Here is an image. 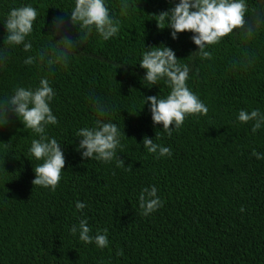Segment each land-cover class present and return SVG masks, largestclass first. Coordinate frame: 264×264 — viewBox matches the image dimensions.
<instances>
[{
	"label": "trees",
	"instance_id": "trees-1",
	"mask_svg": "<svg viewBox=\"0 0 264 264\" xmlns=\"http://www.w3.org/2000/svg\"><path fill=\"white\" fill-rule=\"evenodd\" d=\"M257 4L249 0L250 6ZM137 7L143 13L117 38L94 42L54 80L59 126L50 135L64 144L65 157L55 191L32 185L37 162L24 156L30 136L22 126L0 127V142L12 140L8 152H0V264H264V159L251 156L252 149L264 153V130L253 135L249 125L233 123L239 109L264 110V34L251 43L226 36L211 61L194 63L189 87L208 112L186 117L167 136L162 125L153 127L147 106L140 104L141 95L162 92L163 85L146 88L138 66H115L135 63L142 40L165 43L181 63L195 46L187 34L173 41L166 29L146 20L166 7L165 0H138ZM59 14L56 8L42 10L35 27ZM3 34L0 25V38ZM20 57L13 53L9 67L0 71V91L33 80ZM89 88L117 102L113 122L125 135L117 153L123 167L82 160L74 150L76 126L92 118L85 102ZM144 136L169 147L172 156L154 159L140 145ZM149 184L158 187L164 203L143 217L136 196ZM76 200L88 205L84 214L91 234L108 230L107 248L84 245L70 235L69 227L80 217Z\"/></svg>",
	"mask_w": 264,
	"mask_h": 264
},
{
	"label": "clouds",
	"instance_id": "clouds-1",
	"mask_svg": "<svg viewBox=\"0 0 264 264\" xmlns=\"http://www.w3.org/2000/svg\"><path fill=\"white\" fill-rule=\"evenodd\" d=\"M166 7L149 14L158 30H167L175 41L180 34H187L195 46L181 63L175 51L165 43L146 45L144 40L133 57L135 63L121 61L115 66H138L143 70L140 83L146 88H158L155 95H141L142 109L147 106L153 127L162 125L163 134L171 136L183 125L185 118L204 116L206 104L189 87L190 73L199 60L211 61L215 47L226 36H238L246 42L257 41L264 34V0L250 6L249 0H165ZM138 0H60L58 5L45 0H0V25L4 34L0 38V71L6 70L13 59V53H22L19 63L34 73L31 82L16 81L6 90L0 91V127L18 122L30 140L26 145L25 157L36 165L32 168V185L55 191L61 180L65 157L62 142L51 129L59 126L53 104L57 98L54 80L66 72L84 55L85 49L94 42H109L117 38L126 25L143 13L138 9ZM56 8L60 14L53 16L37 30L38 17L42 10ZM42 29H46L42 31ZM39 33V34H37ZM159 93V94H158ZM85 102L92 114L90 121L76 126L73 136L75 151L80 158L102 164L115 161L116 167H123L124 161L117 153L123 151V130L113 122L117 102L108 100L89 88ZM233 123L247 124L254 135L264 130V110L260 107L250 110L239 109ZM171 125V127H170ZM157 139L160 133H155ZM140 145L154 159L171 157L169 147L153 142L144 136ZM12 147L0 142V152L7 153ZM251 156L257 161L264 159V153L252 149ZM153 184L141 187L136 196L139 214L147 217L163 206ZM85 202L76 200L75 211L80 213L78 223L68 231L84 245L92 244L98 249L109 246L108 230L97 229L91 234L84 209ZM240 211H243L241 207Z\"/></svg>",
	"mask_w": 264,
	"mask_h": 264
}]
</instances>
